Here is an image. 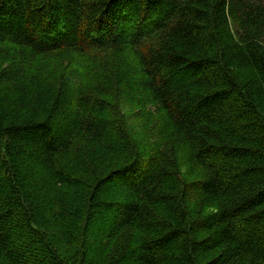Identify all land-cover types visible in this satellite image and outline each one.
<instances>
[{
    "label": "trees",
    "instance_id": "16d2710c",
    "mask_svg": "<svg viewBox=\"0 0 264 264\" xmlns=\"http://www.w3.org/2000/svg\"><path fill=\"white\" fill-rule=\"evenodd\" d=\"M0 264H264V0H0Z\"/></svg>",
    "mask_w": 264,
    "mask_h": 264
},
{
    "label": "rangeland",
    "instance_id": "374dc122",
    "mask_svg": "<svg viewBox=\"0 0 264 264\" xmlns=\"http://www.w3.org/2000/svg\"><path fill=\"white\" fill-rule=\"evenodd\" d=\"M138 105V106H137ZM141 105L137 102L131 101L128 105H123L121 108V114H124L126 120L132 129H135L137 134L142 132L144 128V135L146 139L150 140V143H155L159 141L161 143L164 142V135H162L160 128L162 125L160 124V118L156 115L150 108L145 105V108L142 110ZM139 109L142 110L139 112ZM143 133V132H142ZM153 148H155L153 146ZM148 149H152L151 146L148 145ZM187 153L184 150H179L177 152V161L181 164V169L183 174L188 170V166L186 165ZM184 183H188V181H192L191 179H184Z\"/></svg>",
    "mask_w": 264,
    "mask_h": 264
}]
</instances>
